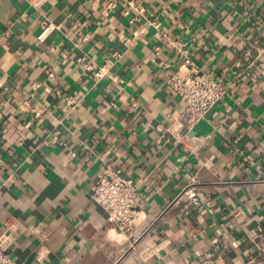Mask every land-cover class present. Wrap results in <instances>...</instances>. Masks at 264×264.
<instances>
[{
  "label": "crops",
  "instance_id": "0c3cea01",
  "mask_svg": "<svg viewBox=\"0 0 264 264\" xmlns=\"http://www.w3.org/2000/svg\"><path fill=\"white\" fill-rule=\"evenodd\" d=\"M107 1L0 0V238L18 264H264V0ZM183 49L227 86L193 129ZM109 171L145 198L129 231L92 198Z\"/></svg>",
  "mask_w": 264,
  "mask_h": 264
},
{
  "label": "built area",
  "instance_id": "2783aa9c",
  "mask_svg": "<svg viewBox=\"0 0 264 264\" xmlns=\"http://www.w3.org/2000/svg\"><path fill=\"white\" fill-rule=\"evenodd\" d=\"M32 5H38L44 0H28ZM120 0H108L107 9L113 11L119 7ZM134 12L133 20H141L147 17V11L143 5L129 1L126 14ZM153 23V22H152ZM58 26L49 22L43 26L39 39H46ZM85 40V37L81 38ZM178 47L183 43L173 40ZM184 50V49H183ZM184 50L185 60L178 70L174 71L167 80L172 92L177 94L183 104L181 116L188 129L196 127L201 120L215 107L227 92L225 83L212 75L199 69ZM94 67V63L87 66ZM109 63H106L95 72V77L101 79L108 74ZM68 103H74L68 99ZM92 198L106 212L107 218L122 231H129L135 225L140 212L145 208V198L136 181L120 172H106L101 175L92 186ZM35 233L42 242L48 238L45 230L37 227ZM7 237L0 238V264H18L8 251Z\"/></svg>",
  "mask_w": 264,
  "mask_h": 264
}]
</instances>
